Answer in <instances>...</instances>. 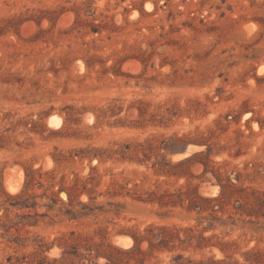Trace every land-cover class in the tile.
<instances>
[{
  "label": "rangeland",
  "instance_id": "1",
  "mask_svg": "<svg viewBox=\"0 0 264 264\" xmlns=\"http://www.w3.org/2000/svg\"><path fill=\"white\" fill-rule=\"evenodd\" d=\"M221 186L225 199L264 191V0H0V264H83L65 250L94 244L112 264H250L264 218L257 232L236 220L204 233L233 242L226 253L106 249L197 225L196 212L138 199ZM69 189L68 208L97 209L68 220ZM19 195L27 207L12 206Z\"/></svg>",
  "mask_w": 264,
  "mask_h": 264
},
{
  "label": "trees",
  "instance_id": "2",
  "mask_svg": "<svg viewBox=\"0 0 264 264\" xmlns=\"http://www.w3.org/2000/svg\"><path fill=\"white\" fill-rule=\"evenodd\" d=\"M96 156V155H95ZM189 161V159L180 161L176 164H174L175 167L183 165L185 162ZM169 165L170 162L165 161L164 159L157 160L155 163L152 164V167L154 166H161L162 165ZM91 171H94V168L91 169ZM94 178L90 176L87 178L86 182L93 181ZM119 188H124L123 185H118ZM221 193L217 197H208V196H201V195H195L193 197H186V199H183L181 196H177L176 199H172V196L169 195H158L155 193H151L152 198L147 199H138L141 202H157L160 207H171L175 208L177 206H180L181 208H184L187 212H196L198 215L197 219V225L192 228H184L182 230L184 234V238H180L179 233L180 230H177L175 228L168 229L166 227H160L157 228L158 232L156 235L157 243H153L152 237L146 236L153 234L154 227L149 226L145 233H147L145 236L134 234H129L132 238L134 245L130 249H121L117 246L107 244L106 249L111 250L115 253L123 254V255H131L135 251H139V245L142 241H146L148 244V251H151L153 249H166L168 251H172L175 249V245H171V242H177L179 245H187L191 246V241L194 242V248H205L208 246L217 247L221 252L226 253L227 249L233 245H235L233 242H221L217 241L216 243H211L212 239H215V235H211L208 237L204 236V233L206 232H213L216 230L217 224L220 226H227L234 225L235 221L238 220L242 223V228H245L247 225L252 226L250 227L251 230L254 232H257L259 227H255L256 224H258L259 218H264V191H252L250 194V198L242 199V197H231L228 199H225L224 195V188L221 186ZM72 189H69L66 191L67 197H68V203L65 204V216L68 218V220H76L82 217H87L91 215L95 209V207H92L88 203H79L80 210L73 211L72 208ZM87 193L88 199L91 202L93 200V197H91V191L87 190L85 186L83 187V191ZM148 195V196H150ZM165 198H167L165 200ZM14 200H16L15 204L12 205L14 208H25V200H21L22 196H15L13 197ZM186 202V205L184 206V202ZM224 204L231 205L232 210L227 212V219H222V215L226 212L224 209ZM71 207V208H68ZM220 214V215H218ZM238 215V218L235 219V216ZM246 217L247 219H243L242 217ZM254 218V220H253ZM206 223L205 226L203 224ZM5 228V227H4ZM200 228V229H199ZM6 229V228H5ZM7 232V229H6ZM17 241H20V239H17ZM103 244H94V245H83V250L85 251V254H76L77 247L73 246V251H67L65 250V257H68L70 255H74L84 264V261L87 262V264H95V260H97L99 257H102L106 260L105 264H112V258L110 255L105 254L101 252ZM40 248V247H39ZM95 250V251H94ZM94 252V253H93ZM247 257V261L250 262V264H264V251L260 250L258 248H251L250 250L246 251L244 254ZM182 260L181 255H176L172 259L171 264H181L179 261ZM188 263H191L188 261ZM207 264H224L223 261H213L209 259L207 261Z\"/></svg>",
  "mask_w": 264,
  "mask_h": 264
},
{
  "label": "bare ground",
  "instance_id": "3",
  "mask_svg": "<svg viewBox=\"0 0 264 264\" xmlns=\"http://www.w3.org/2000/svg\"><path fill=\"white\" fill-rule=\"evenodd\" d=\"M210 187V186H209ZM214 189L215 188H211ZM216 193V191H215ZM208 195H212V193L208 192ZM115 243L118 244L120 247L123 246V242H126L127 244L126 245H130L131 244V240L128 238V237H123V238H116L115 240ZM123 248V247H122Z\"/></svg>",
  "mask_w": 264,
  "mask_h": 264
}]
</instances>
